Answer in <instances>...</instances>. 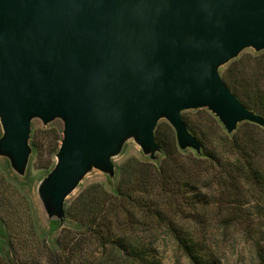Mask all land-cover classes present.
<instances>
[{
    "label": "water",
    "instance_id": "water-1",
    "mask_svg": "<svg viewBox=\"0 0 264 264\" xmlns=\"http://www.w3.org/2000/svg\"><path fill=\"white\" fill-rule=\"evenodd\" d=\"M247 48L264 50V0H0V155L24 174L33 120H62L39 194L63 222L91 170L116 176L127 141L156 158L162 119L198 153L185 110L208 108L229 133L264 127L220 72Z\"/></svg>",
    "mask_w": 264,
    "mask_h": 264
},
{
    "label": "rangeland",
    "instance_id": "rangeland-1",
    "mask_svg": "<svg viewBox=\"0 0 264 264\" xmlns=\"http://www.w3.org/2000/svg\"><path fill=\"white\" fill-rule=\"evenodd\" d=\"M220 72L224 80L230 72L233 82L229 88L238 90L233 93L248 108L264 115V50L247 48L222 66ZM182 116L203 148L217 154L220 163L199 158L194 149H181L174 127L166 119L159 121L157 128L168 148L198 174L200 190L210 196L195 211L187 209L189 218L180 219V226L215 252L223 264H264L259 253L261 250L264 255V188L250 169L227 173V165L239 160L240 147H245L241 151L254 158L264 172V127L244 121L229 133L208 108L185 110ZM3 132L0 121V137ZM62 132L60 119L48 125L40 119L33 120L32 152L24 174L14 169L8 157L0 155V264H13L12 260L16 264H52L59 254H62L61 264H133L126 255L113 249L112 244L101 246L95 234L88 232L86 223H82L83 218L77 213L67 217V210L73 203L77 204V198L88 187L101 184L112 192L126 176L125 168L131 172L140 169V163L159 166L166 158L165 153L161 150L152 159L130 139L113 158L116 176L111 178L99 169L91 170L67 198L66 218L61 222L49 217L39 187L56 165L54 149L58 138L63 137ZM173 233L162 221L149 216L146 236L149 254L162 264H192Z\"/></svg>",
    "mask_w": 264,
    "mask_h": 264
},
{
    "label": "trees",
    "instance_id": "trees-1",
    "mask_svg": "<svg viewBox=\"0 0 264 264\" xmlns=\"http://www.w3.org/2000/svg\"><path fill=\"white\" fill-rule=\"evenodd\" d=\"M231 80L233 82L229 72L225 76L229 87ZM231 90L235 94L238 91L233 88ZM155 136L166 156L159 166L153 163H140L141 168L131 172L125 168L126 176L112 192H108L101 184L88 187L77 198V204L73 203L69 207L67 217L77 213L83 218L82 223H86L88 232H92L99 239L101 246L112 244L113 249L121 255H126L127 260L133 264H162L149 254V244L146 242L149 216L162 221L163 225L174 232L192 264H223L215 252L194 238L191 232L187 233L179 223L180 219L189 218L187 209L195 211L198 204L209 201L210 196L200 190L198 174L179 160L175 151L168 148L164 135L158 128ZM61 140L62 136L58 138V144L54 149L55 156ZM241 150H245V147L238 150L239 160L227 165L229 168L227 173L230 175L237 170L243 172L250 169L259 186L264 188V172L255 164L254 158L252 160L246 151ZM252 151L254 153L252 156L255 157L256 150ZM198 157L210 158L220 163L217 154L205 147ZM259 253L264 258L261 250ZM61 257L62 254H59L51 263L61 264ZM12 263L16 264L14 260Z\"/></svg>",
    "mask_w": 264,
    "mask_h": 264
}]
</instances>
